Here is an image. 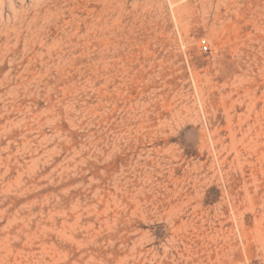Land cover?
<instances>
[{
  "label": "rangeland",
  "instance_id": "1",
  "mask_svg": "<svg viewBox=\"0 0 264 264\" xmlns=\"http://www.w3.org/2000/svg\"><path fill=\"white\" fill-rule=\"evenodd\" d=\"M0 264H264V0H0Z\"/></svg>",
  "mask_w": 264,
  "mask_h": 264
},
{
  "label": "built area",
  "instance_id": "2",
  "mask_svg": "<svg viewBox=\"0 0 264 264\" xmlns=\"http://www.w3.org/2000/svg\"><path fill=\"white\" fill-rule=\"evenodd\" d=\"M200 46H201L202 50L205 52L209 49V45H208L206 40H202L200 43Z\"/></svg>",
  "mask_w": 264,
  "mask_h": 264
}]
</instances>
